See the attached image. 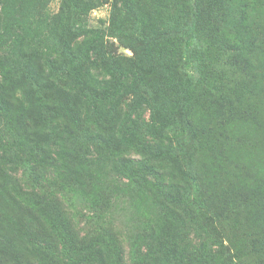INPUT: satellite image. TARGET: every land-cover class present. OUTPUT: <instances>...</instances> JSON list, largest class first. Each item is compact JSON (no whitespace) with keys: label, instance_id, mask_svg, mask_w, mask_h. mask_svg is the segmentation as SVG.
<instances>
[{"label":"trees","instance_id":"trees-1","mask_svg":"<svg viewBox=\"0 0 264 264\" xmlns=\"http://www.w3.org/2000/svg\"><path fill=\"white\" fill-rule=\"evenodd\" d=\"M101 4L0 0V264H239L223 224L264 228L236 141L264 126V0H121L95 27ZM119 191L152 197L129 247L105 217Z\"/></svg>","mask_w":264,"mask_h":264},{"label":"rangeland","instance_id":"rangeland-1","mask_svg":"<svg viewBox=\"0 0 264 264\" xmlns=\"http://www.w3.org/2000/svg\"><path fill=\"white\" fill-rule=\"evenodd\" d=\"M120 2L121 0H102L101 6L93 9L90 12V24L95 27H109L113 9L115 5L119 4ZM60 5L61 0H48L49 12H57L60 8ZM146 9L151 11L153 14H155L157 11L155 5H151L150 7L145 8V10ZM262 18L264 17L262 16ZM258 21L264 23V20ZM113 41L115 42V48L119 53L126 54L128 56L133 55V51L131 48L120 45L116 39H113ZM256 129H258L259 135H249L248 132L240 130L238 133H241L242 135L236 139V141H238L242 138L241 141L246 142L243 145L239 144L237 146V149H240V151L243 153L247 150V155H249V157L246 158L247 155L244 157L240 155L237 159L243 162L242 166L244 168V171L247 172L248 176H250L251 178L250 179L247 177L246 179V182H249L251 197L257 196L254 194L256 192L264 193V126H261V128L256 127ZM238 133L234 135L228 134V139H234ZM255 143L261 146V148H259V146H257L256 149L253 148V146H255ZM203 152L204 150L202 149V151L196 155L198 163L200 165H202V160H206L207 156V153L203 154ZM234 161L232 165L236 164H234ZM227 167V169L231 168L230 165H228ZM234 170H236V168H234ZM223 173H225V170L221 171L222 179H224ZM112 179L120 184H122L121 182H124V179L119 176H112ZM65 199H69L70 204L68 207L76 212L82 211L86 207V204L78 196H73L72 192L67 193L65 195ZM151 199L152 197H149L145 191H135L132 193V195L119 191L113 193L111 202L108 203L107 207H104V211L107 215L105 216L106 221L114 225L115 229L123 239L126 246L129 247L131 238L137 235V233H140L143 229L145 221H147L148 218V211L149 213L151 211ZM251 206H253L252 209L255 214L261 211V204H258L256 201H252ZM252 209L248 208L246 210H248L247 213L249 217H252L253 220H256L255 216L251 213ZM86 210L87 208L85 209V211ZM20 220L25 222V228L31 225L30 219H28L26 216L25 218L20 217ZM223 228L226 230V237H230L233 240V242L230 243L231 249L234 253L236 261H238L239 264H263L262 259L259 257V255L255 253L253 249H251V238L248 233L250 231L255 232L256 234H260L259 236L262 237L264 234V228L262 229V227H260L257 223L256 227L247 230L243 227L240 228L238 226H234L230 221L225 222L223 224ZM210 231L211 230H192V228H189L188 236L194 242H206L209 238Z\"/></svg>","mask_w":264,"mask_h":264}]
</instances>
